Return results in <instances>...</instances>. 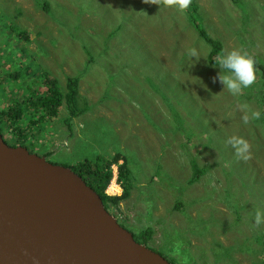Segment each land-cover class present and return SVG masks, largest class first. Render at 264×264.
<instances>
[{
	"label": "rangeland",
	"instance_id": "374dc122",
	"mask_svg": "<svg viewBox=\"0 0 264 264\" xmlns=\"http://www.w3.org/2000/svg\"><path fill=\"white\" fill-rule=\"evenodd\" d=\"M194 1L195 17L160 0H0V110L43 93L42 73L62 90L78 78L87 111L27 114L17 126L29 150L64 166L126 157L130 195L109 211L137 239L151 228L147 246L171 264H264V223L253 222L264 210V126L243 123L237 107L258 109L245 96L259 95L264 70V0ZM191 19L223 51L258 54L238 99L216 80ZM189 47L199 61L186 58ZM233 134L249 144L247 160L226 143ZM193 164L204 172L189 184Z\"/></svg>",
	"mask_w": 264,
	"mask_h": 264
},
{
	"label": "water",
	"instance_id": "95a60500",
	"mask_svg": "<svg viewBox=\"0 0 264 264\" xmlns=\"http://www.w3.org/2000/svg\"><path fill=\"white\" fill-rule=\"evenodd\" d=\"M0 264H171L136 241L71 167L0 133Z\"/></svg>",
	"mask_w": 264,
	"mask_h": 264
},
{
	"label": "trees",
	"instance_id": "16d2710c",
	"mask_svg": "<svg viewBox=\"0 0 264 264\" xmlns=\"http://www.w3.org/2000/svg\"><path fill=\"white\" fill-rule=\"evenodd\" d=\"M232 1L235 2V0ZM160 2L166 4L165 0H160ZM46 5V2L42 3V6L45 10ZM172 5L174 6V4ZM196 7V2L194 0H191L189 8L185 10L187 16L195 17L196 12L193 11V8ZM190 24L195 28L199 37L210 45L211 50L208 54L207 60L210 65L214 66L216 55L222 50L219 42L210 38L207 32L204 29L198 27L197 24L192 21V19L190 20ZM18 34L19 36L26 37L24 32H18ZM246 53L253 60L254 72H258V68H260L261 66L259 65L260 63L257 60L258 54L252 51H248ZM259 74L260 77H258L259 80L258 83H256L257 85L259 84L257 88L259 91V95L255 94L254 96L248 95L245 97L248 98V100L253 99L256 102L258 106V109L256 111H259L261 113L260 119L256 121L264 126V70L259 71ZM12 75L14 77L17 75V73H12ZM40 75V78H43L44 81L45 91L43 93L31 90L29 97H26L25 99L22 98V100L16 99V101H14V104H6L5 109L2 108L0 110V122L4 123L3 129L8 131L11 141L22 143V141L25 140L24 137L26 135V132L23 129L21 130L17 126V124L27 114H30L34 117L40 114L36 119L38 120V122H40L44 121L45 115H48L50 118L55 116L59 107L63 104L66 105V108L69 111L70 118L82 115L85 113V111H87L85 107L81 109L78 108V78H67L66 85L62 90L57 84L56 80L49 78L47 73H42ZM41 113H44V115H42ZM35 122L36 121H31L32 124ZM120 160H122L121 163ZM115 164L117 170V181L120 183L122 194L119 196H108L105 194V190L110 179L112 178L111 166ZM69 167H71L76 173H78L85 180V182L99 194L104 207L107 210H109L110 207L117 208L120 202L124 199H127L130 195L132 173L128 166L126 157H123L120 154H116L110 158L96 156L91 160L85 159ZM192 168L194 173L187 182L189 184L196 183L204 172V169L198 167L196 164H193ZM176 206V208H180L181 205L177 204ZM152 235L153 230L151 228H146L139 233V239H137L135 235L133 236L136 241L146 244L152 237Z\"/></svg>",
	"mask_w": 264,
	"mask_h": 264
},
{
	"label": "clouds",
	"instance_id": "9594fccd",
	"mask_svg": "<svg viewBox=\"0 0 264 264\" xmlns=\"http://www.w3.org/2000/svg\"><path fill=\"white\" fill-rule=\"evenodd\" d=\"M165 3L174 4L176 9L183 12L189 8L191 0H165ZM203 55L204 53L198 52L196 47H189L185 51L186 58L196 62L199 61ZM214 67L218 69L216 80L222 85V89L226 90L232 97L237 99L242 95L244 89L251 86L255 80L252 58L239 49L228 51L221 50L216 55ZM237 107L243 113L241 119L245 124L250 120L255 121L261 117L259 111H250L247 104L240 103ZM226 143L232 147L237 158L243 160L249 158V144L244 138L233 134L226 139ZM253 222L256 226L264 223V210L256 209L254 211Z\"/></svg>",
	"mask_w": 264,
	"mask_h": 264
},
{
	"label": "built area",
	"instance_id": "2783aa9c",
	"mask_svg": "<svg viewBox=\"0 0 264 264\" xmlns=\"http://www.w3.org/2000/svg\"><path fill=\"white\" fill-rule=\"evenodd\" d=\"M119 182L117 181V170L112 167V178L108 184V191L105 192L107 195H116L117 190L120 189Z\"/></svg>",
	"mask_w": 264,
	"mask_h": 264
},
{
	"label": "flooded vegetation",
	"instance_id": "af4514ba",
	"mask_svg": "<svg viewBox=\"0 0 264 264\" xmlns=\"http://www.w3.org/2000/svg\"><path fill=\"white\" fill-rule=\"evenodd\" d=\"M3 128H4V127H3V123L0 122V133L2 134V137H3V139L5 140V142H6L7 144H9L10 146H18V145H21V146H26L28 149L31 148V147L26 143L25 140H23L22 143H18V142H16V141H11V139H10V134H8V135H4L3 132H5V129H3ZM8 137H9V138H8ZM14 142H16V143H14ZM46 154H50V153L48 152V153H46ZM45 157H46V156H45ZM114 216H116V215L114 214Z\"/></svg>",
	"mask_w": 264,
	"mask_h": 264
},
{
	"label": "bare ground",
	"instance_id": "6f19581e",
	"mask_svg": "<svg viewBox=\"0 0 264 264\" xmlns=\"http://www.w3.org/2000/svg\"><path fill=\"white\" fill-rule=\"evenodd\" d=\"M108 189H109V188H108V186H107V187H106V190H105V192H107V191H108ZM120 190H121V189H118V190H117V193H116V195H117V194L120 192Z\"/></svg>",
	"mask_w": 264,
	"mask_h": 264
},
{
	"label": "crops",
	"instance_id": "0c3cea01",
	"mask_svg": "<svg viewBox=\"0 0 264 264\" xmlns=\"http://www.w3.org/2000/svg\"><path fill=\"white\" fill-rule=\"evenodd\" d=\"M230 1L233 2L232 0H230ZM233 4H234V2H233ZM197 8L200 9L199 5H197ZM153 233H154V232H153Z\"/></svg>",
	"mask_w": 264,
	"mask_h": 264
}]
</instances>
